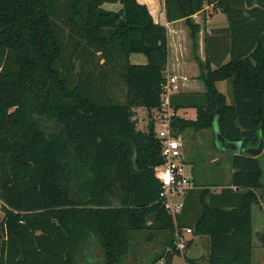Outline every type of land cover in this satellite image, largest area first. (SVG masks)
<instances>
[{"label":"trees","instance_id":"1","mask_svg":"<svg viewBox=\"0 0 264 264\" xmlns=\"http://www.w3.org/2000/svg\"><path fill=\"white\" fill-rule=\"evenodd\" d=\"M163 5L168 23L184 20L194 50L195 14L212 6L226 20L204 37L197 77L204 91L170 97L176 134L215 125L225 140L256 147L264 140V0ZM131 54L146 63H130ZM95 56L101 71L124 82V104L95 92L88 66ZM167 61L165 26L136 0H0V264H120L131 233L146 230L168 232L164 245L179 255L154 177L162 162L155 121L141 131L132 120L137 108L160 110ZM221 81L230 102L217 90ZM186 108L195 109L194 121L177 115ZM230 166L228 186L189 191L177 217L179 229L206 238L207 264L252 263L261 172L243 152ZM87 238L101 253L91 263L87 251L77 254Z\"/></svg>","mask_w":264,"mask_h":264},{"label":"rangeland","instance_id":"2","mask_svg":"<svg viewBox=\"0 0 264 264\" xmlns=\"http://www.w3.org/2000/svg\"><path fill=\"white\" fill-rule=\"evenodd\" d=\"M136 1L141 2V4H145L146 6L153 7L160 4V0ZM102 8L104 10L116 12L121 9V5L119 3H105L102 5ZM204 13L205 14H202V19L200 21L201 25L204 26V30L205 27L212 28L210 30V32H212L214 29L226 26L225 17L220 12L213 11L212 8H209L205 10ZM169 39H171V42L169 41V48L171 49V52L168 53V59L171 63L174 56V54H172L174 47L172 45V38L169 37ZM177 39L178 48L180 50V61L188 64L185 67V71H187L188 75L190 76V84L187 86V80L178 79L179 89L176 93L204 91L203 85L199 83V80L197 79V75L199 74V65L194 59L199 54V50L197 54V49L194 50L192 48V41L190 39L189 30L187 27L184 33L181 32ZM173 40L175 41V39ZM202 54L204 55V53ZM129 61L132 64H145L146 58L142 54H131L129 56ZM184 63L183 66L185 65ZM100 65L101 63H98L97 56L92 58L91 64L88 65L90 66V69L93 73L92 82L95 92L99 95L103 102L107 101L117 104H124L126 95V87L124 82L118 77L111 75L107 67L103 68V71H101ZM77 70L78 69H76V71ZM104 71H107L108 73L106 78H104V74H102ZM191 80H197V82H194V84L191 85ZM216 87L219 92L225 95L227 101L230 102L231 95L228 82H218ZM178 115L183 119L194 121L196 117V111L194 108L179 109ZM156 117V111L151 112L149 115L146 109L137 108L135 109V114L132 120L135 122V127L137 130L146 131L150 119H153L155 121L156 131L160 128ZM43 125L46 130L52 129V125L48 122H43ZM216 134L217 127L215 125L204 130L188 128L187 130H182L179 134L183 145L181 151L187 172L192 175L198 190L206 187L212 193H217L221 188L229 185L232 174V169L230 166L231 156L240 152L238 150L236 153H233L232 151L222 150L219 148L215 143ZM259 196H261V199H264V190L261 195L259 194ZM260 207V203H258L257 210L261 209ZM252 209L254 210V206ZM3 217L4 214L0 210V223L3 220ZM87 239L78 246L77 254L81 256L86 254L85 251H87V258H89L88 263H91V261H96L98 258H100L101 253L98 243ZM167 239H169V234L166 231L146 230L145 232L131 233L128 253L122 259L120 264H148L150 261L157 259L159 257L158 254L161 255L167 248L164 245V242L167 241ZM260 244H263V241H261ZM165 251L166 253L164 252L165 254L163 256L162 263L154 262L152 264H184L185 258H182V256L175 253H171L169 248H167ZM198 264H203V261L199 262Z\"/></svg>","mask_w":264,"mask_h":264},{"label":"built area","instance_id":"3","mask_svg":"<svg viewBox=\"0 0 264 264\" xmlns=\"http://www.w3.org/2000/svg\"><path fill=\"white\" fill-rule=\"evenodd\" d=\"M179 89L177 76H166L160 96L161 107L157 112V123L160 128L155 131V137L160 143L161 164L154 168V177L160 184L159 200L164 209L172 217L175 232L173 245L179 255L185 258L187 243L192 237L188 227L178 228L177 217L183 208L187 193L197 189L193 177L187 172L182 156V142L171 125L175 112L170 106V97ZM161 263V262H160ZM184 264H190L185 260Z\"/></svg>","mask_w":264,"mask_h":264},{"label":"crops","instance_id":"4","mask_svg":"<svg viewBox=\"0 0 264 264\" xmlns=\"http://www.w3.org/2000/svg\"><path fill=\"white\" fill-rule=\"evenodd\" d=\"M141 3V2H139ZM154 22L165 26L167 30V40H168V53L171 52V49L169 48V41L171 42L172 38V45L174 47L173 53L174 56L172 58V62L170 63V60L168 59L167 61V67H166V76H177L178 79H184L187 80V86L190 84L189 82V75L187 71H185V67L188 65L187 63H184L180 61V56H179V48H178V39L179 35L181 32L184 33L186 29V25L184 20H179L176 22L168 23L166 20L165 16V10H164V5H163V0H160V4L158 6H147ZM212 8V6H205L204 10L202 12H199L193 16L194 23L200 25V32L198 34V41H197V54L199 50V54L196 56L195 61L198 63V61H203L204 60V37L205 35L210 33V30L212 28H206L205 30L203 29V25H201V19H202V14H205L204 11ZM115 12V11H114ZM117 12V11H116ZM175 39V41L173 40ZM170 49V50H169ZM176 49V50H175ZM169 58V55H168ZM146 63V62H145ZM183 63L185 64L183 66ZM143 64V63H140ZM199 75V74H198ZM197 75V77H198ZM196 77V76H194ZM179 81V80H178ZM189 82V83H188ZM194 82H197V80H191V85L194 84ZM201 83V81H198ZM196 84V83H195ZM202 84V83H201ZM203 92V91H200ZM178 115V112H177ZM263 192L262 189L256 190V193L259 197V203H260V208L257 210V204L253 205L254 210L251 208V214L253 215V221H252V263L251 264H264V199H261V193ZM255 230H254V227ZM261 241H263V244H260ZM159 255V257H158ZM157 255V261L154 259L153 261H150L148 264L154 263H162L163 257H160V254ZM162 255V254H161ZM208 255V244L207 240L205 237L201 236H194L190 237L189 239V245L187 246V250L185 253V260L188 261L189 263L191 262L192 264H198L199 262L203 261V264H207L206 258ZM156 257V256H155ZM159 259V260H158Z\"/></svg>","mask_w":264,"mask_h":264},{"label":"water","instance_id":"5","mask_svg":"<svg viewBox=\"0 0 264 264\" xmlns=\"http://www.w3.org/2000/svg\"><path fill=\"white\" fill-rule=\"evenodd\" d=\"M215 143L222 150L236 153L238 150L256 159L261 172L259 183L264 186V140L260 139L256 147L242 148L239 142H229L222 138L217 131Z\"/></svg>","mask_w":264,"mask_h":264}]
</instances>
